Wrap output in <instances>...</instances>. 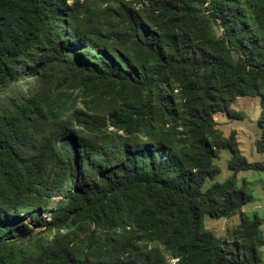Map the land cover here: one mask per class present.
<instances>
[{
  "label": "trees",
  "instance_id": "trees-1",
  "mask_svg": "<svg viewBox=\"0 0 264 264\" xmlns=\"http://www.w3.org/2000/svg\"><path fill=\"white\" fill-rule=\"evenodd\" d=\"M246 96L264 154V0H0V264H258Z\"/></svg>",
  "mask_w": 264,
  "mask_h": 264
},
{
  "label": "rangeland",
  "instance_id": "rangeland-1",
  "mask_svg": "<svg viewBox=\"0 0 264 264\" xmlns=\"http://www.w3.org/2000/svg\"><path fill=\"white\" fill-rule=\"evenodd\" d=\"M217 34L219 31L217 30ZM231 110L233 116H228L225 113H218L215 119L218 127L222 130L225 136L234 134L239 142V147L243 154L251 161L263 160L264 154L259 153L256 149V143L261 139L262 129L259 124L261 107L259 97H238L232 104ZM230 159V150L222 149L215 162L221 167V172L216 176V180H224L231 174L228 169V161ZM239 182L246 181L248 188L252 193V199L243 206V210L248 216L257 213L261 218V228L264 235V171L245 170L237 173ZM48 213L45 215L47 216ZM30 223V226L40 231L42 229L38 223L32 220L29 215L24 216ZM240 216L235 214L229 218L220 217L214 218L208 214L204 216L206 228L213 231L223 242L228 240L233 241V230L239 224ZM232 247V245H231ZM260 261L258 264H264V244L259 247ZM172 262L173 259L169 258Z\"/></svg>",
  "mask_w": 264,
  "mask_h": 264
}]
</instances>
